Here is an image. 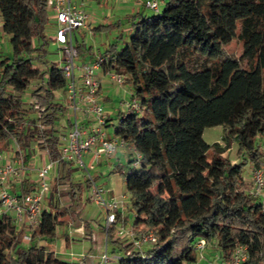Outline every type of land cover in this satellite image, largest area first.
<instances>
[{
  "label": "trees",
  "instance_id": "16d2710c",
  "mask_svg": "<svg viewBox=\"0 0 264 264\" xmlns=\"http://www.w3.org/2000/svg\"><path fill=\"white\" fill-rule=\"evenodd\" d=\"M52 1L0 0L2 32L12 48L0 61V154L14 144L23 166L36 152L49 161L60 157L57 123L68 108L57 97L66 93L59 63L45 60L46 45L54 41L46 35ZM125 18L129 42L121 49L110 45L100 56L106 58L104 72L128 77L131 97L140 103V113L119 114L115 135L142 155L140 168L131 167V158L122 174L132 227L152 230L157 243L142 256L127 238L115 236L113 226L107 245L119 253V264H196L199 239L224 262L243 247V264L264 263V202L244 183L245 166L258 167L264 155V0H164L159 13L138 10ZM235 40L242 43L239 58L226 50ZM76 46L79 57L95 61L92 48ZM213 127L226 129L222 146L203 138ZM234 144L242 158L236 164L225 156ZM66 166L73 163L56 165L61 176L52 188L58 200L69 199L66 205L57 207L49 195L34 230L16 226L11 217L0 221V264H75L39 244L53 243L58 229L73 222L91 229L92 222L80 216L82 188L72 182L71 169L64 175ZM36 187L23 181L15 194ZM65 242L70 244L69 234ZM76 264L90 263L84 258Z\"/></svg>",
  "mask_w": 264,
  "mask_h": 264
},
{
  "label": "built area",
  "instance_id": "2783aa9c",
  "mask_svg": "<svg viewBox=\"0 0 264 264\" xmlns=\"http://www.w3.org/2000/svg\"><path fill=\"white\" fill-rule=\"evenodd\" d=\"M134 1L145 8H149L153 13L161 12V5L164 4V0ZM51 9L55 13L57 23L54 42L63 48L59 68L66 78L67 108L72 114L68 119L69 129L65 134L60 135V157L57 161H49V163L44 164L37 171V187L34 192L19 196L11 192V185L23 180L25 169L22 161L17 159L16 162L2 163V156L0 155V221L4 217H11L16 226L25 225L32 230L39 226L43 203L51 193L50 172L59 162L73 163L88 173V166L85 163L87 155H92V164L95 166L104 159L112 158L119 151H128L132 154L131 167L134 169L140 168L142 161V155L124 138L115 134L112 135L106 130L110 117L104 113L101 106V85L97 79V73L102 69L106 58L99 56L91 63L77 64L79 54L74 43V33L77 30L87 28L89 15L73 5L71 0H53ZM104 76L119 87H123L128 79L126 75L114 71L105 72ZM121 107L126 109V112H123L124 115L138 114L141 110L140 103L133 97L122 102ZM87 119H93L95 122L91 128H86L83 125V120ZM94 165H90V167L94 168ZM89 181L92 188V196L89 200L99 206L106 214V242L108 230L116 226L115 236L129 239L133 245V250L145 256L146 251L157 243L155 233L150 229L135 230L133 227L128 229L123 224H118L119 211L126 202L130 203V196L108 200V191L98 186L92 178ZM250 186L251 195L264 202V155L258 167L251 171ZM24 240L29 242L30 238L27 236ZM207 246L205 239H199L195 243V251L200 258L203 257ZM247 258L246 248L240 247L234 251L229 262L221 261L219 264H243ZM119 260L120 255H109L108 249L105 247L99 264H111L113 261L119 262Z\"/></svg>",
  "mask_w": 264,
  "mask_h": 264
},
{
  "label": "rangeland",
  "instance_id": "374dc122",
  "mask_svg": "<svg viewBox=\"0 0 264 264\" xmlns=\"http://www.w3.org/2000/svg\"><path fill=\"white\" fill-rule=\"evenodd\" d=\"M73 5L78 7L79 9H82L89 15V20L87 23L86 29L77 30L74 33V43L78 44H86L88 48L91 49V56L94 59L99 57L101 54H103L106 49L110 45L118 44V49H121L123 46H125L129 40L131 35V29L129 27V23L126 20V16L133 11V13H136L138 10L145 15H152L153 11H151L149 8H145L140 3L132 0L125 2L123 0H71ZM163 8V5H161V9ZM49 21L46 27V35L50 39H54L56 31H57V23L55 18V13L50 9L49 13ZM122 22V25L120 28H115L116 23L118 21ZM123 34V38L120 39V35ZM47 54L45 55V60L48 63V65L52 63H59L62 54H63V48L59 47L54 41L50 40L49 43L46 45ZM227 52L232 55L235 58H239L242 52V43L240 40L233 41L229 46L226 47ZM12 48L10 44V38L3 34L2 29H0V61L4 58L11 55ZM90 60V59H88ZM83 63H89L87 60H84L83 56H80L77 60V64L81 65ZM44 67V66H43ZM45 69V68H42ZM263 86H264V73H263ZM129 84H125L123 87H119L113 82L109 80L107 77L104 81L103 88L100 91L101 97V106L104 110L105 114H108L112 121L108 123V127L106 128L107 132L114 135L115 134V127L119 122V114L126 112L125 107H121L122 102H125L129 100V95L126 96L124 94V90L129 89ZM28 91L24 97V100L28 102L29 100V93ZM58 100L60 103H62L64 106L67 107L68 100L66 97V93H59L57 95ZM126 97V98H125ZM72 116V114L69 112V110L66 112V114L61 117L59 122L57 123L63 125L67 122L69 117ZM92 124L94 125L95 122L93 121ZM66 130L63 128L60 129V135L65 134ZM59 135V136H60ZM203 138L206 142L212 143L214 140H217V138H220L223 143V130L219 127H213V128H207L204 131ZM219 144V146H222L223 144ZM16 154V148L14 147V144L9 145V151L6 156L1 157V162L7 163L10 161H14V159H17L15 157ZM230 158H235V152L231 151ZM42 159L46 161V163H49L48 156L40 155L36 152L34 158L30 162L32 165L31 169H36L41 166ZM10 160V161H9ZM242 161V158L240 159V162ZM102 162V161H101ZM100 162V163H101ZM85 163L88 166V173L84 170H76L75 175L76 177H80L79 179H85L82 181V191L79 195V211L81 212V217L86 220L93 223L94 226H97V228H100L99 226H104V222H106V214L105 212L96 204L93 202H89L88 198L92 196V188L91 184H89L88 180L92 178L93 180L97 179L100 171L101 179H97L98 185H103L107 182V178L114 177L119 180V185L117 187L118 192H122L123 194L127 193V187L124 185V175L118 176L116 173H110L109 169L105 170V166H99L94 165V168L90 167V163L87 162V159L85 158ZM29 164V165H30ZM45 164V163H44ZM128 168H130V165L128 164V160L126 159L124 161V168L122 172L126 173L128 171ZM251 168V167H250ZM248 166H245L244 168V183L248 187L250 186L251 181V171H247ZM54 170L50 172V176H52V173ZM116 172V171H115ZM26 175V173H25ZM34 171H29V176L35 177ZM37 176V175H36ZM87 181V182H85ZM51 183V182H50ZM62 187V186H61ZM60 187V189H62ZM53 188V186L51 187ZM106 188V187H104ZM54 190V189H53ZM57 190L51 192L53 196V204L57 207L64 206L61 200H58V194L56 193ZM257 201H260V199H257ZM47 202L43 203L42 208L47 207ZM126 227L129 228L132 226V223L134 221V213L131 210H126L124 213ZM96 233L100 235V237L103 236L102 234V228L101 230H98L96 228H92ZM65 234L70 235V226L62 227L58 229L57 236L55 241L53 242L55 250H59L61 254L59 255L62 259L71 262V263H80L83 259L85 254L87 252H90V248L94 247L93 254L99 252V250L96 248L94 244H91L88 240H78L77 238H74L71 243L67 246L65 243ZM25 244H27V241H25ZM218 252L215 250L214 247L207 246V249L204 251L203 257L200 258L199 254H197V262L196 264H219L221 261L217 260L219 258ZM220 253V252H219ZM221 259V258H220ZM184 264H193V263H184Z\"/></svg>",
  "mask_w": 264,
  "mask_h": 264
},
{
  "label": "crops",
  "instance_id": "0c3cea01",
  "mask_svg": "<svg viewBox=\"0 0 264 264\" xmlns=\"http://www.w3.org/2000/svg\"><path fill=\"white\" fill-rule=\"evenodd\" d=\"M131 13H133V11H131ZM0 29H2V20L0 18ZM104 71L103 69H101L100 71H98L97 73V79L99 80L100 82V91L102 90L103 88V84H104V81L106 80L107 77L104 76ZM124 94L126 96L129 95V97L132 96V89L131 87H129V89H126L123 91ZM100 97H101V94H100ZM126 98V97H125ZM108 115V114H107ZM109 116V115H108ZM110 117V116H109ZM94 120L93 119H87V120H83V125L86 127V128H91L93 126L92 122ZM70 127V124H69V121L67 120L66 123H64L63 125L60 126V129H64V130H68ZM223 130V135L225 134V131L226 129L224 127H219ZM222 143V140H220V138H217V140H214L212 143H209V144H221ZM223 144V143H222ZM231 151H234L235 152V158H230L229 155H230V152ZM8 152H6L5 154H0L1 156H6ZM238 153V148H237V145L234 144L231 146V148L225 153V156H227L229 158V160L233 163V164H236V163H239L240 162V159L237 155ZM40 155H45V152H40L38 153ZM87 159V162L90 163V165L92 164V155H87L85 157ZM132 158V154L128 151H119V152H116L114 154V156L110 159H104L102 160V162L99 164V166H105V170L106 169H109L110 170V173H116V175L118 176H121L123 175L122 173V170L124 168V161L127 159L128 160V164H129V160ZM10 161V160H9ZM17 159H14L13 162H16ZM4 163V162H3ZM44 163L46 164V161H44V159H42V162H41V166L36 168V169H31V166H36V165H28V166H23L24 169H25V172H24V177H23V180L19 183H13L11 185V192L13 193H16V192H19L20 193V190H21V186H22V183L23 181L29 183V185H34L36 184L37 182V171L44 165ZM48 163V162H47ZM19 166V164H18ZM69 169H71V172H72V182H74L75 184H78L80 185V187L82 188V181H84L83 179H79L78 177H76L75 175V172L76 170H81L78 166L74 165L72 167L70 166H66L63 170V172L65 173L64 175L68 174L69 173ZM54 172L52 173V176H51V187L55 184L57 186V181L58 179L60 178L61 176V172L59 169H57V167L55 166V168L53 169ZM252 171V167L250 168V166H248V169L247 171ZM29 171H34L35 172V177H31L29 176ZM116 171V172H115ZM26 173V175H25ZM101 174V171L97 177V179H101L100 177ZM97 179H95V182L97 181ZM245 179V178H244ZM251 179V178H250ZM107 182L104 183V188L103 185H98L97 182L96 184L100 187H103L104 189H106L108 191L107 193V199L108 200H114V199H121L122 197L124 196H129L128 193H125L123 194L122 192H118L117 190V187H118V183H119V180L117 178H114L113 176L112 177H109L107 178ZM87 182V181H85ZM124 185L125 184V176H124ZM61 187V186H60ZM59 187V189H60ZM51 192H52V188H51ZM51 195V193H50ZM66 200L62 199L61 201H68L69 199L68 198H65ZM89 200V198H88ZM89 202H91L89 200ZM64 204V202L62 203ZM66 205V204H64ZM69 205V204H67ZM44 208H47V207H44ZM130 210V203L129 202H126V204L124 205V207L122 209H120L119 213H120V220H122V224L126 227V220H125V217H124V213L126 210ZM104 224H106V222H104ZM91 229L90 230H86L84 225L81 223V222H73L70 224V243L71 241L74 239V238H77L78 240H90L92 243L91 244H94L96 246V248L99 250V252L97 253H94L93 254V250H94V247L90 248V252H87V254H85L84 258H86L90 264H99L100 262V258L102 256V254L104 253L105 251V247L108 249V253L109 255H112V256H119V253L117 252H113L112 249H113V246L112 245H107V242H106V234H105V231H104V226H99L100 228H102V234L103 236L100 237V235L98 233H96V231H94L92 228H96L98 230H101L100 228H97V226H94L93 223H91ZM132 227V226H131ZM129 227V228H131ZM128 228V229H129ZM128 242H129V239H127ZM66 243V242H65ZM40 245H45L47 246L51 251H53L57 256H59L61 254V252H59V250H55L57 248H55L54 244L53 243H46V242H41L39 243ZM219 255V258L217 260H220L222 261V259H220V253L217 249H215ZM60 257V256H59ZM111 264H119V262H116V261H113Z\"/></svg>",
  "mask_w": 264,
  "mask_h": 264
}]
</instances>
